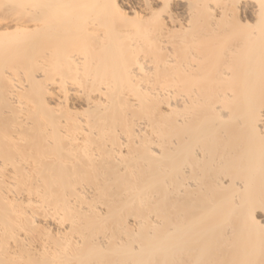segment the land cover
Returning <instances> with one entry per match:
<instances>
[{
  "label": "bare ground",
  "instance_id": "1",
  "mask_svg": "<svg viewBox=\"0 0 264 264\" xmlns=\"http://www.w3.org/2000/svg\"><path fill=\"white\" fill-rule=\"evenodd\" d=\"M0 264H264V0H0Z\"/></svg>",
  "mask_w": 264,
  "mask_h": 264
}]
</instances>
